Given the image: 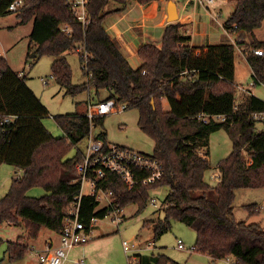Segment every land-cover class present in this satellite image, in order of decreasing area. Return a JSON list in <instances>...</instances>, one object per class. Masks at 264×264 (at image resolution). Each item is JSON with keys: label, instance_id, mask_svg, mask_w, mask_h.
Segmentation results:
<instances>
[{"label": "trees", "instance_id": "16d2710c", "mask_svg": "<svg viewBox=\"0 0 264 264\" xmlns=\"http://www.w3.org/2000/svg\"><path fill=\"white\" fill-rule=\"evenodd\" d=\"M12 1L0 0V15L10 11ZM110 1L125 4L129 0H90V22L85 27L64 0H23V6L15 11L21 23L33 19L30 44L34 43L36 49L32 56H55L51 70L59 85L70 94L90 86L96 93L107 89L109 95L104 99L123 103L125 109H137L138 126L153 139L152 155L162 163V177L154 183L129 187L119 177L108 175L105 186L113 191V205L97 208L92 196L83 195L80 222L88 227L92 216L103 218L113 209L132 203L139 213L149 201L150 190L165 185L169 191L164 198L163 218L144 222L153 224L154 238L177 220L195 231L193 250L212 259L232 256L236 264H264V227L233 217L236 190L264 186V129L258 130L259 121L252 117L254 112H264V100L250 92L236 102L234 81L238 48L255 83L264 84V54L253 52L255 48L264 51V40L256 39L253 33L264 22V0H233L234 9L225 28L230 34L237 33L236 41L206 45L199 54L188 44L190 35L183 23H167L159 45L146 42L138 47L141 62L137 67L130 64L121 40L111 37L103 24L116 11L104 10ZM134 1L145 4L151 0ZM62 24L68 25L71 32L61 30ZM79 48L88 54L86 59ZM66 53H79L86 83L71 84V69L63 56ZM163 100H167L168 110H164ZM46 113L24 75L15 72L0 56V164L7 163L21 171L0 197V224L23 222L31 240L39 236L42 227L61 231L63 217L80 192L75 164L83 151L77 149L72 157L66 154L89 135L92 124H102L106 115L90 119L83 111L56 116L64 136L55 137L42 122ZM200 114L223 115L224 119L204 121ZM221 128L228 131L233 149L217 165L219 183L213 187L215 194L211 197L206 192L212 186L204 178L210 167L208 151L200 150L208 146L209 135ZM98 136L105 140L103 133ZM33 186L43 187L46 193L28 196ZM196 191L202 193L195 194ZM7 250L9 259L14 260L28 253L30 247L19 238L9 241ZM150 261L182 264L163 253L151 255ZM128 264H145L144 257L137 254L135 261Z\"/></svg>", "mask_w": 264, "mask_h": 264}, {"label": "rangeland", "instance_id": "374dc122", "mask_svg": "<svg viewBox=\"0 0 264 264\" xmlns=\"http://www.w3.org/2000/svg\"><path fill=\"white\" fill-rule=\"evenodd\" d=\"M118 6H120L119 3L110 1L104 10L110 11ZM208 9L212 15L208 13ZM232 9H234V3L225 0H215L212 4H198L195 9L196 13L193 14L195 27L191 25L187 26V29L191 33L192 31H206L209 36L206 38L199 34H193L192 40L188 42L189 45L214 44L225 41V39L221 40L220 38L224 34L222 24ZM187 11H190V9L188 8ZM111 22L112 18H106L103 24L108 27ZM32 28L33 19L21 23L18 12L8 11L0 15V56L7 60L9 66L15 72L24 75L26 84L46 107L47 113L42 117L44 126L53 136L61 137L64 136V132L58 126L55 120L56 116L81 113L86 109L89 100L95 102L98 99H104L109 95V91L102 89L96 93L93 86H90L76 94L67 93L66 88L59 85L52 77L51 66L55 56L43 55L36 58L32 56L36 49L34 43L30 44ZM253 33L257 38L264 39V22ZM161 36L162 34L160 33L151 42L159 45ZM231 37V39L227 37L226 41H236V32L231 34ZM244 39L247 42L251 41V38L247 36H244ZM196 54H199V51H196ZM63 56L71 69V84L81 85L86 83L88 78L83 72L79 53H66ZM128 60L133 67L139 66L141 62L137 54L130 56ZM234 63V81L236 85L242 83L248 86L250 81L255 82L251 68L247 65L246 58L238 48L235 51ZM251 87V91L264 100V84L254 83ZM244 95V92L237 91L236 102L242 100ZM163 107L164 110L169 109L167 100H163ZM138 117V110L135 108L112 111L104 116L102 124H92L91 133L97 137H99V133H103L105 140L110 144L123 145L144 153H152L154 141L141 131L138 126ZM257 129H264V124L261 121L257 123ZM87 142V137L80 140L75 146L70 148L66 157H72L77 149L84 151ZM232 149L233 142L228 131L221 128L209 135L208 146L200 150L201 153L208 151V159L210 161V167L206 170L204 176L205 181L212 186V189L206 192L208 196L214 197L213 187L219 183L220 172L217 167L219 161L231 153ZM19 172L20 170L13 165L0 164V197L8 192L12 179ZM87 190V185L83 184L82 191L86 192ZM168 191L169 187L165 185H160L150 190L149 197L156 200L157 206L152 205L148 201L145 208L137 213V205L132 203L124 207L121 212H111L105 217L98 219L94 224L93 233H91L92 240L83 246L79 245L72 248L69 251L68 260L64 264H75L73 260L79 258H84L86 264L90 260L92 264H128L130 257L134 253L124 252L123 241H126L129 245L133 243L139 244L141 249L138 250V253L144 257L145 264H151V255L158 253H163L182 264H227L224 258L212 259L205 253L190 250L189 248L196 242V233L191 227L180 221L172 220L171 228L160 237L154 238L153 224L145 225L144 222L157 221L159 218H163L164 198ZM45 193V189L41 186H33L27 191V195L30 197H40ZM201 193L200 191L195 192V194ZM257 208L259 210L257 212L254 211ZM116 213L119 215H115ZM233 217L237 221L259 223L264 227V186L236 190L233 202ZM113 219L118 221V224L114 223ZM54 237H57L56 232L42 227L39 236L35 240H31L28 239L23 222H3L0 224V264H39L36 250H41L45 242ZM19 238L24 244L29 245L30 251L18 259L11 260L9 259L7 243ZM178 238L183 241L185 250L177 247ZM148 242H152V245L149 249H145ZM88 246H92L91 259L86 253H82Z\"/></svg>", "mask_w": 264, "mask_h": 264}, {"label": "built area", "instance_id": "2783aa9c", "mask_svg": "<svg viewBox=\"0 0 264 264\" xmlns=\"http://www.w3.org/2000/svg\"><path fill=\"white\" fill-rule=\"evenodd\" d=\"M75 16L76 20L85 27L90 18L87 13V5L90 0H64ZM200 5L212 4L215 0H197ZM23 0H13L8 10L16 11L23 6ZM61 30L70 33L71 29L68 25L62 24ZM228 36L231 35L228 33ZM84 59L88 54L81 49H78ZM255 55L262 56L264 51L262 48H255L253 50ZM84 65H82L83 67ZM254 81H250L249 85L237 84L236 90L239 92L250 93L249 88L254 85ZM126 105L123 103H116L114 99H102L100 101H89L84 110L86 116L93 119L96 115L108 114L112 111L125 110ZM236 108V105H234ZM204 121L223 120V115H199ZM252 117L255 120L261 121L264 124V112H254ZM87 137V145L83 151V157L78 160L75 167L78 171L76 180L80 183V192L77 197L70 203L68 212L63 217L62 228L59 234V241L57 245H46L44 250H36L39 264H64L68 259L69 251L79 245L88 242L91 239V233L95 222L100 219L92 216L88 227L79 220V204L83 195L92 196L98 203L97 208L113 205V191L105 186L108 175L112 174L119 177L127 186L133 187L137 183H154L162 177L163 169L162 163L155 158L152 153H144L130 147L118 144H110L106 140L93 136L90 132ZM21 171L16 174L19 178ZM83 184L87 185L88 190L82 191ZM152 205L157 206L154 198H149ZM103 204V205H101ZM123 208L113 209L112 212H121ZM111 213V212H110ZM109 213V214H110ZM115 215H119L116 213ZM119 217V216H118ZM116 217V218H118ZM115 218V217H114ZM118 224L115 219L112 220ZM125 253H134L130 257L129 262L135 261L138 250L141 249L139 244L133 243L129 245L126 241L122 242ZM152 242H148L145 249L150 248ZM177 247L185 250L183 241L177 239ZM35 249V248H33ZM193 250V246L189 248ZM227 264H236V259L232 256H225ZM78 264H86L84 258L76 260Z\"/></svg>", "mask_w": 264, "mask_h": 264}, {"label": "crops", "instance_id": "0c3cea01", "mask_svg": "<svg viewBox=\"0 0 264 264\" xmlns=\"http://www.w3.org/2000/svg\"><path fill=\"white\" fill-rule=\"evenodd\" d=\"M172 1L176 3V9L178 13V20L176 21H180L181 23L184 24L187 34L190 35V41L192 40L193 34H199L202 37L208 38L209 33L206 31L205 32L204 31L203 32L192 31L191 33V31L190 30L188 31L187 29V26L192 25V27H195L193 14L196 13L195 9L198 6L199 2L197 0H172ZM225 1L233 2V0H225ZM112 2H115V1H112ZM167 2L168 0H151L150 2L144 4L138 1L129 0L125 4L119 3L120 6L114 9H111V10H116V11L106 17V18H112V22L108 27H105V28L111 37L119 38L121 40L123 44V50L126 53L128 59L130 58V56H134L135 54H137V49L141 44L146 43V42H151L152 40H155L154 38L159 36L160 33L161 34L163 33V29L165 25L169 23L167 22V12H166ZM180 5H181V9H180ZM188 8L190 9V11H187ZM232 11L233 9L229 12V14ZM208 13L212 15L209 9H208ZM222 26H223L224 34L221 35L220 37L221 40L225 39L226 41L227 37L231 39L232 37L230 38V36H228V31L225 28V22H223ZM236 36H237V33H236ZM255 38L258 40H264V39L257 38L256 36ZM209 44L210 43H206L203 45L190 44V46L195 47V51H199L200 53L202 50L205 51L206 48L204 46L209 45ZM214 44H217V43H214ZM247 65L249 66L248 62H247ZM251 88H249V90L251 94H253L254 92L251 91L252 90ZM254 95L257 96L256 93H254ZM56 234H57V237L50 238L48 241H46L41 250H44L46 245H51V246L57 245L59 241V234L58 233ZM91 240H92V237L89 241ZM84 244H82L81 246H83ZM83 252L86 253L91 259L92 246L86 247V249H84L82 253ZM76 260L78 259H75L73 261L75 264H78ZM88 264H92V261L90 260Z\"/></svg>", "mask_w": 264, "mask_h": 264}, {"label": "water", "instance_id": "95a60500", "mask_svg": "<svg viewBox=\"0 0 264 264\" xmlns=\"http://www.w3.org/2000/svg\"><path fill=\"white\" fill-rule=\"evenodd\" d=\"M166 12H167V22H175L176 20H178L176 3L174 1L169 0L167 2Z\"/></svg>", "mask_w": 264, "mask_h": 264}]
</instances>
